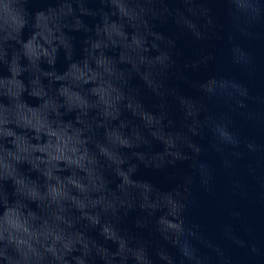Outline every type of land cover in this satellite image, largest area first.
<instances>
[{
    "label": "clouds",
    "instance_id": "obj_1",
    "mask_svg": "<svg viewBox=\"0 0 264 264\" xmlns=\"http://www.w3.org/2000/svg\"><path fill=\"white\" fill-rule=\"evenodd\" d=\"M216 40L254 78L264 0H0V264H240L192 216L214 194L210 154L226 172L264 162V90L226 73ZM181 163L167 189L138 176ZM220 231L264 264V242Z\"/></svg>",
    "mask_w": 264,
    "mask_h": 264
}]
</instances>
